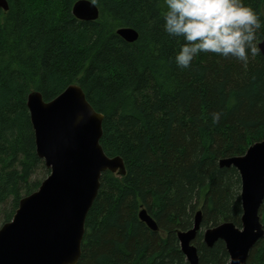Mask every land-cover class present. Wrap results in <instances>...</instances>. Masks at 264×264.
<instances>
[{
  "label": "trees",
  "instance_id": "obj_1",
  "mask_svg": "<svg viewBox=\"0 0 264 264\" xmlns=\"http://www.w3.org/2000/svg\"><path fill=\"white\" fill-rule=\"evenodd\" d=\"M0 8V226L19 200L49 173L35 148L27 97L44 101L79 84L103 114L100 144L119 155L125 174L104 171L85 219L77 264H189L178 229L192 227L197 264H228L223 241H203V229L240 225V177L224 157L264 140V56L247 64L200 53L190 68L175 56L182 38L164 31V0H90L95 20L72 14L77 0H6ZM264 21V0H244ZM131 27L133 42L116 30ZM264 38V24L257 30ZM220 113L219 122L213 114ZM145 208L158 229L140 220ZM264 228V200L260 207ZM248 264H264V234Z\"/></svg>",
  "mask_w": 264,
  "mask_h": 264
},
{
  "label": "water",
  "instance_id": "obj_2",
  "mask_svg": "<svg viewBox=\"0 0 264 264\" xmlns=\"http://www.w3.org/2000/svg\"><path fill=\"white\" fill-rule=\"evenodd\" d=\"M0 8L8 9L6 0H0ZM72 14L80 20H95L99 12L90 0H77ZM116 32L128 42L138 37L131 27H120ZM258 48L264 56V38ZM26 104L36 153L49 173L35 191L19 200L12 218L0 226V264H77L85 219L98 193L100 176L104 171L124 175L125 165L119 155L109 156L102 148L103 114L91 106L79 84L68 85L49 101L31 91ZM219 165L233 166L239 173L240 225L223 221L204 228L203 241L207 246L223 241L228 264H248L250 250L264 234L260 215L264 140L250 145L242 155L221 158ZM138 216L150 229H158L145 208ZM201 218L198 209L192 227L176 233L189 264L198 263L193 240L201 229Z\"/></svg>",
  "mask_w": 264,
  "mask_h": 264
},
{
  "label": "clouds",
  "instance_id": "obj_3",
  "mask_svg": "<svg viewBox=\"0 0 264 264\" xmlns=\"http://www.w3.org/2000/svg\"><path fill=\"white\" fill-rule=\"evenodd\" d=\"M163 28L169 36L182 38L175 63L190 68L200 53L233 57L247 64L249 54L260 51L257 30L264 21L244 0H164ZM220 113L213 114L219 122Z\"/></svg>",
  "mask_w": 264,
  "mask_h": 264
}]
</instances>
